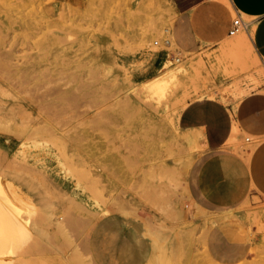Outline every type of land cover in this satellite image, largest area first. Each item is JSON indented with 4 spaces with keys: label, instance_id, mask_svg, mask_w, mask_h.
<instances>
[{
    "label": "rangeland",
    "instance_id": "obj_1",
    "mask_svg": "<svg viewBox=\"0 0 264 264\" xmlns=\"http://www.w3.org/2000/svg\"><path fill=\"white\" fill-rule=\"evenodd\" d=\"M212 3L183 22L170 0H0V202L26 229L2 263L110 264L98 235L118 219L144 238L132 264H264V199L216 209L193 187L211 153L182 121L194 104L232 109L235 151L259 141L237 117L264 89L253 21L229 36Z\"/></svg>",
    "mask_w": 264,
    "mask_h": 264
},
{
    "label": "crops",
    "instance_id": "obj_2",
    "mask_svg": "<svg viewBox=\"0 0 264 264\" xmlns=\"http://www.w3.org/2000/svg\"><path fill=\"white\" fill-rule=\"evenodd\" d=\"M183 22L202 20L214 13L212 0H170ZM235 15L251 19L253 30L250 49L264 62V0H225ZM231 108L217 103H198L184 111L186 126L204 134L211 153L199 165L193 181L198 199L209 207L227 209L253 197L264 199V89L245 98L238 106L241 128L259 137L248 153L242 154L226 145L231 135ZM234 117V116H233ZM228 212L212 217L223 220ZM222 218V219H221ZM139 226V225H138ZM135 223L112 220L103 223L98 235L103 261L110 264H132L144 247V238ZM141 248V249H140Z\"/></svg>",
    "mask_w": 264,
    "mask_h": 264
},
{
    "label": "bare ground",
    "instance_id": "obj_3",
    "mask_svg": "<svg viewBox=\"0 0 264 264\" xmlns=\"http://www.w3.org/2000/svg\"><path fill=\"white\" fill-rule=\"evenodd\" d=\"M248 44V43H247ZM250 46V43H249ZM256 58V56H255ZM261 69V68H260ZM258 73V72H256ZM259 75L264 79V71H259ZM171 79V78H170ZM257 81V80H256ZM254 81V82H256ZM170 82V81H169ZM167 79H163L159 82L154 83V81L152 82L153 84H151L149 86V90L151 93L153 94H160L162 92H164L165 87H167V84L169 83ZM258 82V81H257ZM262 82V81H261ZM255 84V83H254ZM253 84V85H254ZM169 87V85H168ZM256 88V84L254 86ZM253 87V88H254ZM252 88V89H253ZM251 89V88H250ZM204 93V92H203ZM212 95V94H211ZM222 97V96H221ZM224 98V97H223ZM226 99V98H224ZM181 106V105H180ZM184 107V106H183ZM179 111V110H178ZM179 116V115H178ZM177 119V118H176ZM177 123V122H176ZM176 125V124H175ZM186 135V133H185ZM191 135V134H190ZM189 136V135H188ZM233 140V139H232ZM233 142V141H232ZM158 145V144H157ZM157 148V147H156ZM249 148V147H248ZM251 148V147H250ZM164 149V148H163ZM247 149V148H246ZM158 150V148L156 149V151ZM167 150V148H166ZM159 151V150H158ZM173 152V151H172ZM161 153V152H160ZM159 153V154H160ZM245 153H248V151H246ZM167 154V153H166ZM163 155V152L162 154ZM169 155V154H168ZM166 156V155H165ZM171 157V156H170ZM177 159V157H176ZM174 160V159H173ZM178 160V159H177ZM176 161V160H175ZM177 162V161H176ZM181 162V161H180ZM2 189V188H1ZM1 193L3 190H0ZM0 193V194H1ZM3 194V193H2ZM1 194V195H2ZM6 196V195H5ZM2 199L6 198V204L9 205V203H7V197L4 198V196H1ZM1 199V198H0ZM10 200V199H9ZM12 206L14 205L13 203H11ZM11 206V205H10ZM15 207V205L13 206ZM18 218H16L14 212L10 209H8L7 207L4 206V204L2 202H0V264H4L2 257L7 254H11L13 255V251L16 249V246L21 243L23 241V239H21V237H25L26 235V229L25 232L22 228L23 225H20V223L17 220ZM20 219V216H19ZM21 220V219H20ZM21 222V221H20ZM24 224V223H23ZM22 240V241H20ZM17 244V245H16ZM171 247V246H170ZM15 248V249H14ZM162 250V249H161ZM164 250V249H163ZM167 249H165L166 251ZM172 250V249H171ZM163 252V251H162ZM166 253V252H165ZM162 257L163 254L159 255V257ZM165 257V256H164ZM158 259V258H157ZM164 259V258H163ZM160 260V259H159ZM169 260V259H168ZM162 261V260H160ZM158 262V261H157ZM164 260L162 262H158L160 264H163ZM8 263V262H7ZM6 263V264H7ZM170 263V261H169ZM167 264V263H166Z\"/></svg>",
    "mask_w": 264,
    "mask_h": 264
},
{
    "label": "built area",
    "instance_id": "obj_4",
    "mask_svg": "<svg viewBox=\"0 0 264 264\" xmlns=\"http://www.w3.org/2000/svg\"><path fill=\"white\" fill-rule=\"evenodd\" d=\"M248 26H249V22H246L241 16L236 15V17L233 19V21L230 24L228 35L233 36L242 30L246 31L248 29Z\"/></svg>",
    "mask_w": 264,
    "mask_h": 264
}]
</instances>
